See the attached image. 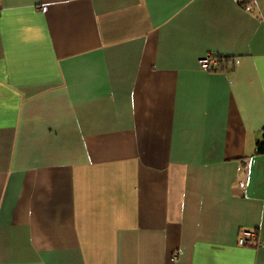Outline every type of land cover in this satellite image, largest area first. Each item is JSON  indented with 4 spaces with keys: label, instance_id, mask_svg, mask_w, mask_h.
I'll return each instance as SVG.
<instances>
[{
    "label": "crops",
    "instance_id": "obj_1",
    "mask_svg": "<svg viewBox=\"0 0 264 264\" xmlns=\"http://www.w3.org/2000/svg\"><path fill=\"white\" fill-rule=\"evenodd\" d=\"M263 128L264 0H0V264H264Z\"/></svg>",
    "mask_w": 264,
    "mask_h": 264
},
{
    "label": "built area",
    "instance_id": "obj_2",
    "mask_svg": "<svg viewBox=\"0 0 264 264\" xmlns=\"http://www.w3.org/2000/svg\"><path fill=\"white\" fill-rule=\"evenodd\" d=\"M216 63V57L208 54L200 58L198 61L199 68L203 71H209L211 69V65ZM256 235L254 231H243L237 240V243L239 245H247L250 243L255 242ZM174 258H176V255H174Z\"/></svg>",
    "mask_w": 264,
    "mask_h": 264
},
{
    "label": "trees",
    "instance_id": "obj_3",
    "mask_svg": "<svg viewBox=\"0 0 264 264\" xmlns=\"http://www.w3.org/2000/svg\"><path fill=\"white\" fill-rule=\"evenodd\" d=\"M255 153L264 154V128L262 129L260 136L257 138L255 142Z\"/></svg>",
    "mask_w": 264,
    "mask_h": 264
}]
</instances>
